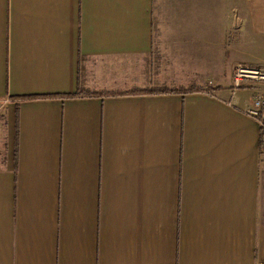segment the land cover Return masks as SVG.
I'll use <instances>...</instances> for the list:
<instances>
[{"label": "crops", "instance_id": "1", "mask_svg": "<svg viewBox=\"0 0 264 264\" xmlns=\"http://www.w3.org/2000/svg\"><path fill=\"white\" fill-rule=\"evenodd\" d=\"M244 29L264 0H0V264H264Z\"/></svg>", "mask_w": 264, "mask_h": 264}, {"label": "built area", "instance_id": "2", "mask_svg": "<svg viewBox=\"0 0 264 264\" xmlns=\"http://www.w3.org/2000/svg\"><path fill=\"white\" fill-rule=\"evenodd\" d=\"M231 76V86L233 88L241 87L246 83H264V65H244L242 63H236L233 67ZM245 113L250 118H254L258 125V138L261 152V161L264 163V93H255L251 97V102L247 107Z\"/></svg>", "mask_w": 264, "mask_h": 264}, {"label": "rangeland", "instance_id": "3", "mask_svg": "<svg viewBox=\"0 0 264 264\" xmlns=\"http://www.w3.org/2000/svg\"><path fill=\"white\" fill-rule=\"evenodd\" d=\"M240 34L241 36L239 37V42L237 43L238 49L236 53L229 52L228 59L230 61L228 65L230 64V67L231 66L234 67L236 63H242L248 66L249 65L263 66L264 65V37L256 38L252 36L251 33L247 32L246 29L241 30ZM232 70H231V74H233ZM250 85L251 87L249 90L252 93L253 92L258 93V94L264 93V83L257 84V83L250 82V83L243 84V86H250ZM201 86H204V85H201ZM204 87H208V86H204ZM249 90L247 91L241 90V91L243 95H248V93H250ZM113 92H118V91H113ZM0 143H4L3 137L0 139ZM258 147L260 148L259 143H258ZM260 160H261V154H260Z\"/></svg>", "mask_w": 264, "mask_h": 264}, {"label": "trees", "instance_id": "4", "mask_svg": "<svg viewBox=\"0 0 264 264\" xmlns=\"http://www.w3.org/2000/svg\"><path fill=\"white\" fill-rule=\"evenodd\" d=\"M221 87L220 86H213V87H204V86H201V85H187V86H184V87H181V86H171V87H165L164 85H158L156 87H152V86H149V87H145L144 89H138V88H131V90L128 91V93H132V92H139V93H145V92H150L152 94H157L158 92H165V93H171V92H179V93H184V92H188V91H198V90H205V91H208V90H211V89H220ZM106 93H118V92H112V91H108V90H105V91H99L97 89H92V90H86V88H83V87H79L77 89V91L73 94H68V95H73V96H76V95H79V94H85L86 96H92V94H100V95H105ZM34 95H26V96H21L19 97L20 100H25L26 98H30V97H33Z\"/></svg>", "mask_w": 264, "mask_h": 264}]
</instances>
